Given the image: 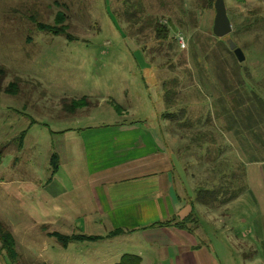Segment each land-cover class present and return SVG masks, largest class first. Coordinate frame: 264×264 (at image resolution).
Instances as JSON below:
<instances>
[{
  "label": "rangeland",
  "instance_id": "obj_1",
  "mask_svg": "<svg viewBox=\"0 0 264 264\" xmlns=\"http://www.w3.org/2000/svg\"><path fill=\"white\" fill-rule=\"evenodd\" d=\"M194 1L0 0V68L5 69L0 84V223L14 234L17 251L14 260L0 254V264H110L125 252L142 256L141 264H168L167 253H174L154 246L134 250L136 240L73 241L64 248L54 237L29 228L24 202L9 192V184L24 180L29 169L39 177L51 167L53 142L64 127L108 126L141 117L143 126H155L163 134L177 168L185 167L182 174L176 170L175 183L185 175L186 195L194 201L196 195L212 197L197 190L214 188L216 195L215 182L227 192H221L223 197L239 192L231 179L242 178L239 165L247 157L237 134L257 138L264 130V0H224L229 18H236L237 25L230 18L232 31H237L222 38L212 33L213 6L200 9ZM57 10L67 14L73 39L41 31L31 20L53 23ZM252 12L259 23L245 32L242 26L252 20ZM155 20L170 27L166 39L155 37ZM227 38L243 50L242 62L228 48ZM13 80L17 88L7 93L3 87ZM83 95L90 105L69 111L66 105ZM111 99L128 109L124 117L108 103ZM23 130L27 134L19 151L17 137ZM248 157L259 161L257 155ZM207 218L187 221L195 230L192 241L202 246L204 233L213 255L222 253V264H239L235 251H219L225 235ZM93 245L104 248V256L96 263L82 261ZM197 249L179 253L183 259Z\"/></svg>",
  "mask_w": 264,
  "mask_h": 264
},
{
  "label": "crops",
  "instance_id": "obj_2",
  "mask_svg": "<svg viewBox=\"0 0 264 264\" xmlns=\"http://www.w3.org/2000/svg\"><path fill=\"white\" fill-rule=\"evenodd\" d=\"M121 107V113L117 114L124 117L128 109ZM143 121L141 117L123 118L108 126L64 127L57 131L58 139L53 142L55 151L51 153L58 156L56 171L51 172V167H47L38 177L29 169L24 180L9 184V192L24 202L31 222L29 228H38L48 238L54 237L52 232H58L104 236L84 240L91 242L136 240L134 250L154 246L177 253H167L168 264H222V253L213 255L206 234L203 233L202 246H199L200 242L192 241L195 230L191 231L188 225L184 228L157 225L166 220H181L190 214L191 220L198 222V217L207 215L209 221L220 225L225 235L219 251H235L239 264H264V130L257 138L237 134L240 137L237 142L243 146L241 154L247 157L239 165L242 178L234 175L231 179V187L240 188L239 192L226 201L218 194L217 204L211 206L186 195L185 175L181 176L180 183H175L176 170L187 172L185 167L177 168L179 164L167 151L163 134L155 131V126L153 129L143 126ZM22 146L17 149L20 151ZM248 155H257L259 161ZM215 185L222 186L220 182ZM63 228L69 231L63 232ZM102 228L101 233L98 230ZM117 228L122 231L105 237ZM14 241L16 246L15 237ZM69 243L59 244L67 248ZM190 246L198 247L199 253L182 259L184 255L179 252L191 249ZM48 248L45 244V252ZM102 251L104 248L95 246L91 252L83 253L81 260L96 263L95 258ZM3 252L7 254L0 240V254ZM7 256L11 260L17 257ZM120 256L118 253L110 264ZM231 259L234 258L231 256L228 262Z\"/></svg>",
  "mask_w": 264,
  "mask_h": 264
},
{
  "label": "trees",
  "instance_id": "obj_3",
  "mask_svg": "<svg viewBox=\"0 0 264 264\" xmlns=\"http://www.w3.org/2000/svg\"><path fill=\"white\" fill-rule=\"evenodd\" d=\"M54 2L58 3V0H54ZM213 2H214V0H195L193 3H195L194 5L197 8L205 9V8H212ZM254 13L255 12H252V14H254ZM66 18H67V14L61 10H57L55 17L53 19V23L41 22V21H38L34 16H31V20L33 19V22L35 23L36 27L39 30L46 31L48 33H52L55 35L63 34V35H65V37L67 39H73L74 36L68 32V29L70 27L65 22ZM230 18L237 25L236 18L234 16H230ZM246 19H248V18H246ZM259 20H260V17L257 15V13H255L250 22H246L243 24L242 29L245 32H247L249 30V27H251L252 25L258 24ZM153 30L155 33V37L157 39L164 40L169 35L170 27L167 24L160 22V20H155L154 25H153ZM235 31H237V27H235L233 29L232 34H233V32L235 33ZM4 74H5V69L0 68V84H1V80L4 76ZM17 83H18L17 80L10 81V82H8V84L5 87H3V90L6 91L7 93L14 92L15 89L17 88V86H16ZM256 98L259 100H262V97H260V96H256ZM109 104L113 107V109L116 112L121 113L122 110H120V109L122 107L119 103H117L115 100H109ZM89 105H90L89 98L87 97V95H83L80 98L72 99L69 102V104L66 105V107L68 108L69 111L73 112L78 108L88 107ZM170 113L171 112H168L167 114H170ZM33 122H34V120H31V123H33ZM25 133H26V130H23L18 135V137H17V148H21ZM1 151H2V149H0V156H1ZM50 165H51V172H55L56 169L58 168V156H57V154L53 153L51 155ZM214 187L216 190V195L213 194L214 188L206 189V190L198 189L197 191H199L201 193L210 194L212 197H205L202 195H196V198L198 200L197 202L202 201L203 203H210L212 200L215 201V198L218 194H222V196H224V194L221 192H226V191H220L221 187H218V186H214ZM223 199H225L224 201H226L228 198L224 197ZM191 218H192V215L190 214L189 216H187L181 220H176V219L166 220V221L157 223V225H161V226L172 225V226H175L178 228H184V227H187V221L191 220ZM121 231H122L121 229L117 228V229L112 230L109 233H107V235L105 237L117 235ZM52 235H54L56 240L59 243H61L62 245H66L68 242H71V241L97 240V239L104 237V236H98V235H86V234H81V233L66 235V234H61L58 232H52ZM0 240H1L2 249H5L7 254L11 258L14 259L16 257L14 237L11 234V232L2 225V223H0ZM140 263H141V257L138 254L125 252V253L121 254L119 259L114 264H140Z\"/></svg>",
  "mask_w": 264,
  "mask_h": 264
},
{
  "label": "water",
  "instance_id": "obj_4",
  "mask_svg": "<svg viewBox=\"0 0 264 264\" xmlns=\"http://www.w3.org/2000/svg\"><path fill=\"white\" fill-rule=\"evenodd\" d=\"M214 18L212 24V33L215 37L222 38L232 32V23L227 14L224 0H214ZM228 48L233 52L238 62L245 59L243 50L236 44L232 38L226 39Z\"/></svg>",
  "mask_w": 264,
  "mask_h": 264
},
{
  "label": "built area",
  "instance_id": "obj_5",
  "mask_svg": "<svg viewBox=\"0 0 264 264\" xmlns=\"http://www.w3.org/2000/svg\"><path fill=\"white\" fill-rule=\"evenodd\" d=\"M180 38V37H179Z\"/></svg>",
  "mask_w": 264,
  "mask_h": 264
}]
</instances>
